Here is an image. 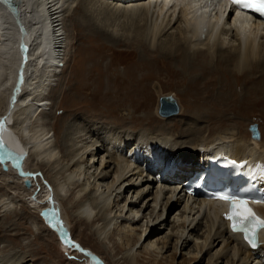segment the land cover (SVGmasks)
<instances>
[{
	"label": "bare ground",
	"instance_id": "bare-ground-1",
	"mask_svg": "<svg viewBox=\"0 0 264 264\" xmlns=\"http://www.w3.org/2000/svg\"><path fill=\"white\" fill-rule=\"evenodd\" d=\"M15 3V9L11 7V10L0 3V157L3 162L15 165L16 169L7 162L6 170L19 172L22 185H12L13 190H20L18 196L5 192L1 197L0 213L13 215L17 197H24L28 192L34 198L40 188L39 192L47 194L45 200L50 199V204L37 207L41 210L48 207L45 220L47 217V224L61 236L63 247L69 249L74 244L67 240L68 224L64 220L67 213H60L65 212L64 205L74 193L78 204L74 205L72 216L88 224L96 223L98 237L103 243L107 241L104 233L109 232L110 238L115 233L119 246L126 248L125 256L130 260L127 264H134V253L140 248L148 259L161 264L170 248L175 255L173 261L179 256L183 264H201L206 255L209 256L207 264H264V230L258 249L246 247L238 233L231 232L223 220L221 202L188 196L181 185L185 171L191 166L189 163H201L218 152L228 153L237 160L247 159L252 165L245 166L246 173L257 180L259 175L264 177V141L259 143L260 138L249 140L238 132L235 124L218 131L230 119L229 111L235 112L231 106L246 96L244 91L234 89L229 77L245 73L250 78L264 80V24L254 18L226 14V7L216 0H15ZM74 14L79 16L78 20H73ZM70 18L86 32L82 34L85 39L100 37L114 45L135 46L140 58H148L137 69L129 70L130 80L123 82L132 88V93H138L145 84L148 79L146 66L154 67L157 57L168 62L175 60L174 67L188 74L190 82L185 86L192 89L189 92L192 102L222 105L225 113L216 107L212 111L218 114L203 108L204 114L216 118L220 126L203 129L198 123L193 125L188 121L190 124H183L185 128L181 124L176 126L182 129L177 135L164 126L156 131L145 129L131 133L97 126L94 128L99 129L94 130L85 125L83 129H74L76 132L70 139V133L74 132V126L70 125L68 130L73 131L66 138V153L59 157L54 135L41 119L32 122V115L35 112L43 114L49 105L45 95L62 71V54L66 47L63 28ZM95 68L93 66L89 72L94 73ZM99 72L106 73L107 69ZM166 96L175 100L177 111L167 115L160 106L159 113L163 118H171L178 115L181 108L173 95ZM115 104L111 100L107 103L113 111ZM142 107V104L137 105L133 112ZM202 116L201 113L197 120ZM131 118L154 121L151 112L137 118L134 114ZM37 123L42 125L34 126ZM251 127L259 130L256 124ZM134 150L138 151L141 164H149L157 171L148 172L143 165L131 162ZM25 156L32 157L37 168L26 172L23 169ZM58 159L57 165L52 164ZM169 159L174 165L161 180L157 176L161 170L157 163ZM41 166H51L54 170V176L46 178L45 183H41L40 175H35L45 176ZM196 167L192 171L197 170ZM6 186H1L0 190ZM123 196L126 202L121 206ZM257 209L264 217V205H258ZM170 216H173L172 226L165 237L160 238L157 235L166 229ZM139 223H142L140 228L137 227ZM13 228L5 229L1 235L13 240L16 234H9L16 231ZM35 235L43 237L38 230ZM24 247L32 251L30 244L21 245ZM80 247L75 248L86 257L87 264H103L99 256ZM13 248L0 250V264L35 262V253H20ZM40 249L47 251L44 245ZM153 252L157 257H153Z\"/></svg>",
	"mask_w": 264,
	"mask_h": 264
},
{
	"label": "rangeland",
	"instance_id": "rangeland-1",
	"mask_svg": "<svg viewBox=\"0 0 264 264\" xmlns=\"http://www.w3.org/2000/svg\"><path fill=\"white\" fill-rule=\"evenodd\" d=\"M75 18L77 19L79 16L74 14L73 20ZM73 20L70 18L64 23L63 30H65L64 36L66 37V47L63 49L62 54L63 62L61 63L62 67L60 68L62 71L57 74L55 81L52 83L53 86L50 87L51 89L48 90V94L45 95L47 98L45 102L49 105L45 107L46 110L43 111V114L40 112L37 114L35 112L32 115V122H36V119H41V123L47 130L49 129L48 131L51 132V135H54L53 140L54 144H56L55 149L59 152V157L66 153L64 149L67 146L66 138L69 136L70 131H73L74 129H76V131L83 129L85 125L94 130L99 129L94 128L97 126L100 128H109L121 132L128 131L131 133L145 129L156 131L163 129L162 127L164 126L166 129L176 132L175 134L177 135L178 132L182 130L181 127H177H179L180 124L183 125L184 122H187V125L190 124L188 121L193 122V125H197L198 123V126L203 129L217 128L220 126L221 123L216 122V118H211L207 114H204L205 110H203V108L207 111H212V108L216 107L219 112L221 111L222 113H225V110L222 109V105L220 103H205V105H202L203 102H192L193 100L190 96L192 89L188 90L185 86L190 82L188 80V74H184L183 71H179V69L174 67L176 63L175 60H170V62H168L161 57H157L158 60H154L156 63L154 67L151 68L149 66L150 64L147 66L145 65L147 68L146 73L148 74V79L145 80V84L140 87L138 93H132V88L124 85L123 82H129L130 73L137 69L141 62L144 64V60L148 58H140L139 50L135 46L127 47V45L124 44L114 45L112 42H106L107 38L102 39L100 37L97 39L94 37L89 40L85 39L82 34L86 32H83V28L76 25ZM93 66L96 67L95 71L94 73H90L89 70L93 68ZM142 66L144 67V65ZM102 68L107 69V72L100 73L99 71H101ZM129 70H131V72H129ZM229 78L234 85V89L236 87L238 88L237 91H244L246 96L243 101L240 103H234L232 105L233 107L231 106V108L235 109V112L234 110L229 111L228 117H230V119L226 120L218 131L229 129L235 124L238 132L246 138H249V140L250 138L253 140L254 138L251 136L250 127L256 124L261 134L258 142H263L264 80L259 77L250 78L249 75L245 73L240 74L238 77L234 76V78ZM100 80H103V83ZM179 83H182V86H180L181 84ZM254 87H257L258 90H255ZM186 90L187 93L184 94ZM166 95H173L177 100L181 108V112L178 114L179 116L173 115L171 118H163L160 116L158 112L159 100L160 97ZM109 100L116 103L114 111L107 105ZM6 104L7 102L4 104V107H6ZM140 104H142L143 107L140 108L138 112H133V110L136 109V106ZM149 111L154 120L152 122H147V120L137 121L131 118L134 114H136L137 118L138 116L145 115L147 112L150 113ZM201 113L203 114L202 118L197 120ZM41 123H37L34 126H41ZM70 125L74 126V128L69 131L68 127ZM183 128H185V125H183ZM52 129L54 130L52 131ZM76 131L74 130L73 133H70V139L73 138L72 134ZM213 135L214 134H211V136ZM17 136H19L18 133ZM22 141L23 143L25 142L24 140ZM179 148L183 149L180 146ZM181 153L187 154L184 151H181ZM24 158V165H22L26 172L37 168V163L32 157L29 158L28 156H25ZM58 160H55L52 164L57 165L60 162V159ZM198 164L199 163L194 162L189 163V165H191L189 170L194 169ZM40 169L45 175L43 176L40 173L39 177L42 180L41 183H45L47 181L45 179H48L49 176L51 178L54 176L53 167L41 166ZM21 177V174L20 176L17 175L16 170L9 169L5 171L2 169L0 162V187L7 185L6 188L0 190V200L1 197L3 198L5 192L13 197L18 196L20 190H13L12 188L14 187H12V185L18 183L22 185ZM23 188H25L24 185ZM39 189L40 188H38L36 197H34L35 200L28 192H26L28 196L24 195L23 197V195H21L17 197L16 203H14V205L16 204V207L14 206L15 213H13V215L0 213V250L7 247H14L15 249L13 248V250H16V252L30 253L29 255L33 252L35 253L34 255H36L34 256L36 260L32 264H87L86 257L75 247H70L69 249L68 247H63V244L59 239L60 235L58 236V234L47 224V217L45 220V216H47L46 213L48 214V207H44L41 210L40 208L38 209L37 206H42L45 203L49 205L50 199L45 200L48 197L47 194H42L39 192ZM38 197H42V199H36ZM125 202L126 197L123 196L120 201L121 206ZM76 204H78V201H76L73 193L70 201L64 205L65 212L64 210H60L61 215H66L65 213H67V218L64 220H67L69 237L78 242V245L81 247L88 249L99 256V259L103 260H101L103 264H127L130 260L125 256L126 248L119 246L115 233L111 238L109 232L104 233L103 236L107 235V241L103 243L98 237L96 230L98 227L96 223L88 224L84 220L72 216L75 212L76 208L74 205ZM23 208H26L27 211L25 212ZM179 209L180 208H177V210ZM158 210H160V208ZM169 210L170 207L166 210V216L168 215ZM172 217L173 216H170L166 229L157 236L160 238L165 237L172 226ZM61 221L63 222V220ZM140 225H142V223L137 224V227L140 228ZM9 226L16 229V231L9 232V234H16L15 237H12L14 238L13 240L10 236H6L8 237L6 238L5 235H1L2 231L10 228ZM43 229H45V231ZM35 230L42 232L43 237H37V235H35ZM149 232H151V229ZM136 240L135 237L134 242ZM174 242L175 239L172 240L173 245ZM27 244L31 245L32 251L25 247L21 248V245L26 246ZM42 245L46 247L47 251H42L40 249ZM192 246L193 244L191 247ZM137 251L134 253V264H161V262H155L152 259H148L145 256L143 248H140ZM153 254V257H157L155 252H153ZM174 256L173 248H170L162 258V264H183L182 257L178 256L175 261H173ZM208 258L209 256L206 255L205 261L201 264H207L206 262L208 261Z\"/></svg>",
	"mask_w": 264,
	"mask_h": 264
},
{
	"label": "snow or ice",
	"instance_id": "snow-or-ice-1",
	"mask_svg": "<svg viewBox=\"0 0 264 264\" xmlns=\"http://www.w3.org/2000/svg\"><path fill=\"white\" fill-rule=\"evenodd\" d=\"M0 2L10 4L11 0H0ZM230 2L241 9H251L254 12H258L264 15V0H230ZM2 146V142H0ZM40 175V174H35ZM218 199L229 201L232 203V215L228 216L227 219L233 221V231L245 233V238L252 243V234L248 229V224H254V227L264 228V220L256 217L255 213L247 207V200L238 198L231 195H218ZM264 201H257V203ZM243 221V223H237V220ZM68 243H71L69 240ZM79 249L78 245H72Z\"/></svg>",
	"mask_w": 264,
	"mask_h": 264
},
{
	"label": "water",
	"instance_id": "water-1",
	"mask_svg": "<svg viewBox=\"0 0 264 264\" xmlns=\"http://www.w3.org/2000/svg\"><path fill=\"white\" fill-rule=\"evenodd\" d=\"M7 5H10V4H7ZM14 9H15V7H14ZM160 100H161V105H159V108L161 106V109H163V111L165 113H167V115L177 111V108H178L177 103L175 102V100L171 96H162V97H160ZM159 108H158V112L162 111L161 109L159 110ZM251 129H254V127H251ZM251 132H252L253 137L258 138L259 134H258V131L256 130V128ZM4 168H5V165H4ZM25 183L27 185H29L28 180H25Z\"/></svg>",
	"mask_w": 264,
	"mask_h": 264
}]
</instances>
